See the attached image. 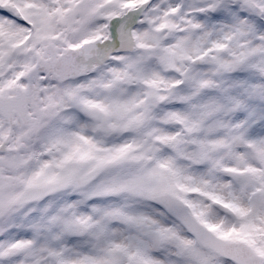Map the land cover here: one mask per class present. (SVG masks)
<instances>
[{
    "label": "snow or ice",
    "instance_id": "snow-or-ice-1",
    "mask_svg": "<svg viewBox=\"0 0 264 264\" xmlns=\"http://www.w3.org/2000/svg\"><path fill=\"white\" fill-rule=\"evenodd\" d=\"M0 264H264V0H0Z\"/></svg>",
    "mask_w": 264,
    "mask_h": 264
}]
</instances>
